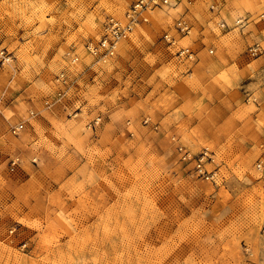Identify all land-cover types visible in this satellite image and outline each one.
Returning a JSON list of instances; mask_svg holds the SVG:
<instances>
[{"label":"rangeland","instance_id":"1","mask_svg":"<svg viewBox=\"0 0 264 264\" xmlns=\"http://www.w3.org/2000/svg\"><path fill=\"white\" fill-rule=\"evenodd\" d=\"M134 1L0 0V264H264V0H169L96 59ZM179 143L216 152L217 182Z\"/></svg>","mask_w":264,"mask_h":264},{"label":"built area","instance_id":"2","mask_svg":"<svg viewBox=\"0 0 264 264\" xmlns=\"http://www.w3.org/2000/svg\"><path fill=\"white\" fill-rule=\"evenodd\" d=\"M169 4V0H136L130 7L124 12L122 17L115 15H108L104 22L101 33L98 38L89 39L85 46L87 50L96 59L107 62L117 55V49L120 42L128 38L135 30L136 26L149 21V13L155 8L165 6ZM243 19L237 20V24H240ZM177 32L180 34H189L191 31L190 25L185 20H179L177 22ZM165 41L171 45L177 43V39L174 35L166 33L164 35ZM253 53L259 51V46L256 45L252 48ZM211 53L213 50H210ZM177 57L187 63L194 64L198 61L197 51L189 45L180 46L176 51ZM0 58L3 62H11L13 56L5 48L0 46ZM73 60H77L74 57ZM56 81L60 84L66 85L68 83V77L64 71H61ZM50 106V102L47 101ZM25 127V123H18L11 126V133L17 135ZM177 150L180 159L187 164L191 165L193 172L196 176L217 182L219 178V169L216 167L217 154L214 150L205 146L197 151H193L184 144H178ZM20 162L19 156H14L10 163V169L14 171ZM257 168L264 172V151L260 157Z\"/></svg>","mask_w":264,"mask_h":264},{"label":"crops","instance_id":"3","mask_svg":"<svg viewBox=\"0 0 264 264\" xmlns=\"http://www.w3.org/2000/svg\"><path fill=\"white\" fill-rule=\"evenodd\" d=\"M213 60V58L212 57H209L208 55H206V54H202V56H200L199 55V57H198V61L196 62V64H195V66H197L198 67V70H199V73H202V79H201V81H203V82H207L208 84H206V86H211V87H217V82L214 80V78H213V76L217 73H209L208 71H207V69L208 68H211L212 66H210V65H212V64H210V63H215V61H219V62H221L220 61V59L218 60L217 58H216V60L215 61H212ZM210 75V74H212V76H205V75ZM183 87H186L187 88V90H188V86H186L185 84H183ZM185 93V92H184ZM185 96H186V94H185ZM190 98H193L194 97V100L195 99H197V98H199V97H202L201 98V100H205V101H207V102H210V101H212V100H214L216 97H217V94H215V95H207V96H201V95H195L194 93H192V94H189L188 95ZM204 97H211L210 98V100H208V99H205Z\"/></svg>","mask_w":264,"mask_h":264}]
</instances>
